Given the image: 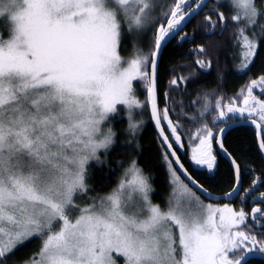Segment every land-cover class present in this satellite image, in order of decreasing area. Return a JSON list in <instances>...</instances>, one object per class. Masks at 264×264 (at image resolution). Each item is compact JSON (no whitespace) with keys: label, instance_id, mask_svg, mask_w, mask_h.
I'll list each match as a JSON object with an SVG mask.
<instances>
[{"label":"snow or ice","instance_id":"6c2138e0","mask_svg":"<svg viewBox=\"0 0 264 264\" xmlns=\"http://www.w3.org/2000/svg\"><path fill=\"white\" fill-rule=\"evenodd\" d=\"M243 125L254 148L228 141ZM186 147L207 181L227 160V191ZM0 264H264V0H0Z\"/></svg>","mask_w":264,"mask_h":264},{"label":"trees","instance_id":"16d2710c","mask_svg":"<svg viewBox=\"0 0 264 264\" xmlns=\"http://www.w3.org/2000/svg\"><path fill=\"white\" fill-rule=\"evenodd\" d=\"M201 17H197L195 20L192 21L191 24L185 29L187 32H192L193 29L198 28V23ZM200 41H197L199 43ZM193 47L192 44H184L178 45L175 41L170 44L167 48L166 52V60L171 62H179L181 58L187 53L188 49ZM123 56L130 57L131 56V49L127 52L121 53ZM252 73H249L247 76H240V75H230L227 77V91L229 94L238 90L240 85L244 83L251 76ZM166 83V80L164 81ZM209 87H215L216 82L215 80H210ZM140 99H144V95H140ZM139 115L136 116V119L139 120ZM147 120V116L145 119ZM127 125V117L122 116L121 121L116 124V127L123 128ZM141 136V144L144 149L145 158L149 159L150 164L147 168L153 176V200L155 203L161 204L162 206L165 205L169 193L171 191L168 183V173H167V166L163 164L162 158L159 156L157 151V141H156V133L151 124H145L144 128L141 129L140 132ZM123 139V137H121ZM228 141L231 143L233 147L239 146L244 148H254L256 144V131L251 126H239L235 130L229 132L228 134ZM185 154L181 157L182 162L184 163L185 167L188 168L189 172H191L194 176L200 177L201 182L205 183L207 186L209 183L215 185L212 191L214 193L219 194L221 191L228 190V162L225 159H220L219 168L216 171L215 178L212 181H207L202 178V173L198 171L197 166L190 160V149L187 147L184 149ZM246 155L256 157L255 151L247 152ZM119 157H113V159H118ZM249 181L245 182V187L248 186ZM225 203V202H220ZM235 206H239L238 202H235Z\"/></svg>","mask_w":264,"mask_h":264},{"label":"water","instance_id":"95a60500","mask_svg":"<svg viewBox=\"0 0 264 264\" xmlns=\"http://www.w3.org/2000/svg\"><path fill=\"white\" fill-rule=\"evenodd\" d=\"M246 126H251V127H253L254 129H255V127L254 126H252V125H246ZM154 128V127H153ZM155 130V129H154ZM255 131H256V129H255ZM155 133H156V130H155ZM256 139H257V134H256ZM184 154H185V151H184V149H179V155L180 156H184ZM211 202H216V201H211ZM219 202H221V201H219ZM223 202H228V201H223ZM217 203V202H216Z\"/></svg>","mask_w":264,"mask_h":264},{"label":"rangeland","instance_id":"374dc122","mask_svg":"<svg viewBox=\"0 0 264 264\" xmlns=\"http://www.w3.org/2000/svg\"><path fill=\"white\" fill-rule=\"evenodd\" d=\"M139 119H145V116H140L139 115ZM167 202V201H166ZM208 202H211V201H207V200H205V203H208ZM212 203H216V202H212ZM220 204H223V203H220ZM165 205H166V203H165Z\"/></svg>","mask_w":264,"mask_h":264},{"label":"flooded vegetation","instance_id":"af4514ba","mask_svg":"<svg viewBox=\"0 0 264 264\" xmlns=\"http://www.w3.org/2000/svg\"><path fill=\"white\" fill-rule=\"evenodd\" d=\"M181 157H183V156H181ZM221 202H223V201H221ZM217 203H220V202H217ZM225 203H227V202H225ZM234 205H235V202H234Z\"/></svg>","mask_w":264,"mask_h":264}]
</instances>
